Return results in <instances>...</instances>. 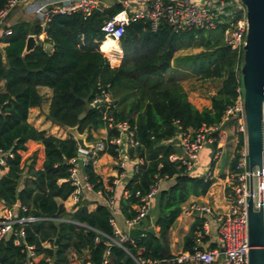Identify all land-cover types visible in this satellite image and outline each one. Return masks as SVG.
I'll return each instance as SVG.
<instances>
[{"label": "trees", "instance_id": "trees-1", "mask_svg": "<svg viewBox=\"0 0 264 264\" xmlns=\"http://www.w3.org/2000/svg\"><path fill=\"white\" fill-rule=\"evenodd\" d=\"M7 1L0 0V10ZM121 11L122 7L117 5L94 10L87 17L80 13L52 15L44 29L39 23L31 26L22 21L10 27V35L3 40L0 150L11 151L13 159L7 162V173L0 177V201L6 207L19 203L27 209L25 216L49 219L25 223L22 227L26 243L33 245L37 253L49 256L52 264H69V250L88 256L83 260L90 264H102L104 258L107 264H136L133 257L157 260L171 257L168 233L182 205L190 197L205 196L211 181L190 176L180 162L171 161L174 150L168 143L183 133H197L220 125L226 109L237 98V87H241L242 53L238 55L226 44L225 32L230 20L211 31L191 29L177 33L165 20L155 31L148 22L134 20L119 41L123 54L121 64L111 68L99 51L106 40L101 28ZM237 18L235 16L232 22ZM30 33L36 38L43 33L45 39L26 53L25 43ZM44 44H51L53 52H47ZM187 49L202 51L174 57L176 52ZM181 70L187 74L184 78L221 80V88L212 97L210 109L199 111L188 101L181 86ZM99 84L108 86L113 99V106L108 110L104 106H89ZM39 87L52 91L48 119L61 127H77L79 133L87 131V142L92 141L91 130L108 127L111 123L113 127L108 130V140H111L119 137L117 124H128L132 140L137 143L136 147L128 149V156L136 162V172L125 187L127 197L120 203L128 220L137 214L132 206L139 207L141 197L146 196L159 179L174 181L171 187L159 193L157 235L134 229L129 232L134 244L126 242V250L115 244L107 246L106 237L94 241L98 231L112 234V215L106 206H99L92 213L80 208L69 215L57 204L56 199L66 200L74 191L68 179L78 148L71 136L59 139L29 124L30 109L41 104ZM81 114L85 116L79 121ZM229 122L235 121L229 119ZM237 137L236 155L230 164L233 175L240 172L238 151L244 145L243 134L237 133ZM28 141L43 145L44 162L42 169L31 172L30 179L19 190L24 169L19 152L25 151ZM104 153L118 158L116 146L108 144L94 161ZM94 161L83 167V174L92 190L109 198L110 193L94 172ZM56 236L55 247H43L46 241L53 244ZM192 246L187 243L186 249L191 250ZM22 249L12 238L0 240V257L5 255L0 264H22L25 258ZM107 250L109 253L105 256Z\"/></svg>", "mask_w": 264, "mask_h": 264}, {"label": "built area", "instance_id": "built-area-1", "mask_svg": "<svg viewBox=\"0 0 264 264\" xmlns=\"http://www.w3.org/2000/svg\"><path fill=\"white\" fill-rule=\"evenodd\" d=\"M123 4V11L103 23L101 31L104 34V38H110L119 43L125 33V28L134 20L148 22L153 31L159 27L162 20H165L176 33L191 29L211 31L218 24L226 23L230 20L229 27L225 32L226 44L238 55L243 51L247 24L245 18L246 10L240 0H212L203 5L191 3L189 0H177L171 4L164 5L161 1L154 0L142 9L134 10L133 12L127 2ZM26 5H30L32 14L39 19L41 29L45 28L52 15L80 13L83 17H87L94 10H101L97 0H8L0 10V28H3L4 22L11 11L17 7ZM235 16L239 18L235 22H232ZM10 33V30L5 28L2 32V39L4 40ZM107 88L108 86L98 85V91L89 105L91 108L104 106L108 110L113 106V99ZM236 93L237 98L234 104L226 109L222 122L236 118L237 132L243 134L245 144L238 152L237 169L240 172L234 175L235 180L233 179L230 211L223 217L221 225L218 228L216 245L209 248H202L195 245L191 250L182 251L162 260L133 257L136 264L248 263L250 248L247 224V201L250 197L249 178L252 175L257 179L258 172L254 170L251 174L248 171L242 86L237 87ZM111 127H113L112 124H108V128ZM115 127L119 132L118 138L96 142L92 145V151L90 153L77 150L78 155H83L84 157L80 165L75 164L76 158L71 161L73 166L70 169L68 180L74 187V191L71 194L74 200L78 199L82 190L92 189L86 176L83 175L80 177L79 173L90 161H94L98 152L104 151L108 144L115 145L116 151H118L121 141L126 143L125 147L128 149L137 146V143L132 140V132L127 123L122 122ZM215 128L202 129L197 133L187 132L181 134L179 136L181 156L176 157L172 155L170 157L171 161L180 162L186 168V171L190 173L201 149L206 143L215 141L213 137ZM11 159H13L11 151L0 150V170L6 168L7 162ZM262 177L264 180V162ZM157 193L158 187L155 184L150 188L146 196L141 197V205L138 207L137 214L132 220H128V225H137L145 220L148 213V201L155 197ZM136 196H139V194L136 193ZM189 210L200 214H209L211 212L208 206L196 204L190 205ZM25 213H27V209L20 207V205H13L4 209V213L0 217V240L12 238L15 245L23 247L22 250L25 253V258L22 264H40V262L35 260L39 253L35 251L33 245L26 243V234L22 226L25 223L47 221L49 219L30 215L25 216ZM112 227L113 231L111 235H106L98 231L94 241H100V237L103 236L106 237L107 246L115 244L124 250H126L124 246L126 242L134 244L129 232L119 231L113 225ZM108 253L109 251L107 250L105 256ZM71 258L78 260L79 264H90L89 261L81 259L76 252L71 254ZM42 262V264H52L49 256ZM102 264H107L106 258L103 259Z\"/></svg>", "mask_w": 264, "mask_h": 264}, {"label": "crops", "instance_id": "crops-1", "mask_svg": "<svg viewBox=\"0 0 264 264\" xmlns=\"http://www.w3.org/2000/svg\"><path fill=\"white\" fill-rule=\"evenodd\" d=\"M97 1L101 10L118 5L122 7V11L124 10L123 3L127 2L130 5L131 11L133 12L134 10L142 9L145 5L151 3L154 0ZM159 1H161L164 5H167L177 0ZM189 1L197 5H203L204 3L212 0ZM29 6L30 5L17 7L8 15L2 30H0V48H3L4 46L2 32L5 28L9 29L16 23L22 21L30 23L31 26L39 23V19L34 14H32ZM29 36L35 37L37 45L38 41L42 42L45 39V34L43 33L40 34L38 38H36V36L32 33H30ZM113 41L114 40L109 39V42ZM106 42L107 40H105L103 46H101V43L99 46V51L107 59L111 68H118L123 59L122 51H112L115 62H111L107 57L108 53L110 52L107 53L104 51L107 50L105 47ZM43 48L49 53L53 52V46L51 44H44ZM191 50L192 49L180 50L175 53L174 57L194 54L193 52H189ZM181 73V86L187 95L188 101L199 111L210 109L212 97H214L221 88V80H198L192 77L185 79L183 76L185 71L181 70ZM3 90L4 81H0V92ZM38 93L41 97V104L30 109L28 116L29 124H31L37 130L45 132L47 135H51L59 139L69 138L70 134L67 128L56 125L48 119L52 91L46 87H39ZM108 130V127L96 131L91 130V142H87V131H85L86 143L93 145L98 141L108 140ZM235 131H237L236 121L234 123H230L229 120L223 121L215 128L213 135L215 141L212 143H206L199 152L197 159L194 162L193 169L190 171L189 175L210 180L211 186L205 196L198 198L190 197L189 200L182 205L181 212L168 233L171 255H176L182 251L188 250L186 249L187 243H190L191 246L198 245L202 248H209L216 245L218 228L221 225L223 217L230 211L232 185L234 182V175L230 171V164L236 155L238 145V139L235 136ZM125 144L126 143L124 141L120 142V147L117 151V159L107 153H104L93 162L94 172L101 178L105 190L110 193L109 198H106L100 191H94L91 189L82 190L77 200H74L70 195L66 200L56 199V202L57 204L62 205L66 213L69 215L74 214L80 208H85L88 213H92L96 211L99 206H106L112 215V225L119 231L130 232L134 229H137L141 231H152L157 235L158 228L156 227L155 223L159 216V193L171 187L174 181L167 178L159 179L157 182L158 193L155 197L148 201V213L145 220L137 225H128V219L123 215L120 203L122 199L127 197L125 187L135 175L136 162L132 161L128 156V148L125 147ZM168 144L174 150L173 156L180 157L182 153L180 138L176 137ZM25 147V151L19 152L20 156L22 157V163L24 167L21 179L19 181V190L23 187L25 182L30 179L31 172L42 169L44 162V147L42 144L34 141H28L25 144ZM224 155L227 156L226 160H223ZM83 157V155H78L76 157L75 164L80 165L82 163ZM29 166H31L30 169ZM7 171V167L1 169L0 177L5 175ZM83 175V170H81L79 176L82 177ZM29 182L30 181H28V183ZM192 204L208 206L211 209V212L209 214L192 212L189 210V207ZM6 208L7 207L0 201V217L3 215L4 209ZM132 209L137 211L138 207L132 206ZM60 220L64 221L65 219ZM56 238H58V236L55 237L53 244L48 241L44 242L43 247H55L57 244ZM72 253H74V251L69 250V264H79L78 260L71 258ZM47 257L48 256L44 253H39L35 260L41 263ZM79 257L83 259L87 258L88 256Z\"/></svg>", "mask_w": 264, "mask_h": 264}, {"label": "water", "instance_id": "water-1", "mask_svg": "<svg viewBox=\"0 0 264 264\" xmlns=\"http://www.w3.org/2000/svg\"><path fill=\"white\" fill-rule=\"evenodd\" d=\"M246 10V38L240 68L243 94L244 121L246 127V149L248 171L258 172V178H249L250 197L247 201L248 263L264 264V0H240ZM36 39L29 36L24 51H32ZM3 55V49L0 48ZM84 114L78 117L81 121ZM235 120L236 118H232ZM81 152L90 153L92 145L86 143V132L79 133L77 127L67 128ZM257 180L256 191L254 182ZM19 205V203H17ZM58 238H56V243ZM5 257H0V262Z\"/></svg>", "mask_w": 264, "mask_h": 264}, {"label": "bare ground", "instance_id": "bare-ground-1", "mask_svg": "<svg viewBox=\"0 0 264 264\" xmlns=\"http://www.w3.org/2000/svg\"><path fill=\"white\" fill-rule=\"evenodd\" d=\"M107 39H110V38H106V40ZM110 40H112V39H110ZM105 42V41H104ZM104 42H103V44H104ZM103 44H102V46H103ZM105 47H106V52L108 53V52H110V53H108V55H107V57H108V59L111 61V62H115V58L113 57V54H112V51L113 52H120V47L118 46V43L116 42V41H113V42H108V43H106V45H105ZM102 48V47H101ZM120 61V60H119ZM119 63V62H118Z\"/></svg>", "mask_w": 264, "mask_h": 264}, {"label": "rangeland", "instance_id": "rangeland-1", "mask_svg": "<svg viewBox=\"0 0 264 264\" xmlns=\"http://www.w3.org/2000/svg\"><path fill=\"white\" fill-rule=\"evenodd\" d=\"M0 30H2V28H0ZM119 46V45H118ZM120 47V46H119ZM105 52H106V50H104ZM202 51V49H192L191 51H189V52H193L194 54H191V55H196V54H198V53H200ZM186 73H187V71H186ZM190 74V73H189ZM184 75H187V74H184ZM192 78H194V77H192ZM185 79H187V78H185ZM182 80V79H181ZM184 80V79H183ZM236 128V127H235ZM237 131H235V136L237 137ZM71 136V135H70ZM237 139H238V137H237ZM89 145V144H88ZM237 151V150H236ZM239 152V151H238ZM226 158H227V156L226 155H224V157H223V160H226ZM255 178V177H254ZM256 179V178H255ZM235 180V179H234ZM256 185H257V180L254 182V188H255V191H256Z\"/></svg>", "mask_w": 264, "mask_h": 264}]
</instances>
